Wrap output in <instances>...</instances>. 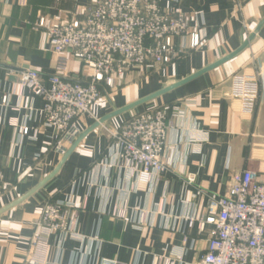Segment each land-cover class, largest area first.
<instances>
[{
    "label": "crops",
    "instance_id": "1",
    "mask_svg": "<svg viewBox=\"0 0 264 264\" xmlns=\"http://www.w3.org/2000/svg\"><path fill=\"white\" fill-rule=\"evenodd\" d=\"M94 1L27 0L22 6L20 0H0V264H23L35 221L46 203L57 200L78 207L76 231L85 240L53 235L52 264H195L207 250L209 233L189 227V220L206 212L212 194L227 193L233 174L250 169L264 179V0H163L202 29V45L191 49L188 37H177L183 51L177 61L129 73L94 106L93 116L59 133L45 123L43 99L23 89L19 75L27 69L43 78L56 74L49 37L36 27L40 17L67 21ZM252 35L226 63L91 130L48 179L98 121L229 56ZM64 56L65 75L83 79V64L69 50ZM256 71L261 96L254 113L246 114L232 97L231 77ZM144 106L163 108L172 123L163 156L167 171L155 179L131 177L110 135ZM21 127L29 129L27 135Z\"/></svg>",
    "mask_w": 264,
    "mask_h": 264
},
{
    "label": "built area",
    "instance_id": "2",
    "mask_svg": "<svg viewBox=\"0 0 264 264\" xmlns=\"http://www.w3.org/2000/svg\"><path fill=\"white\" fill-rule=\"evenodd\" d=\"M162 1L95 0L86 12L67 21L39 18L36 27L45 30L57 56L56 74L43 78L39 71L27 69L20 72L18 83L43 99L48 126L67 132L76 121L93 116L94 106L129 73L156 70L177 61L183 54L175 45L177 37H188L191 49L202 45V29L191 26L185 13L163 6ZM19 4L25 6L27 0ZM68 50L83 64V79L65 75L64 53ZM231 83L232 97L244 113L253 114L261 96V72L235 74ZM7 103L5 97L3 104ZM171 125L163 108L152 107L132 113L110 131L120 165L131 177L155 179L167 171L163 156ZM28 131L20 128L23 135ZM117 215L122 216L120 211ZM78 216V207L71 202L46 203L34 223L23 264H52L53 235L83 242L85 238L76 231ZM138 226H146L145 213ZM189 227L209 233L207 250L195 264H264V179L250 169L233 174L227 193L212 194L206 212L191 218Z\"/></svg>",
    "mask_w": 264,
    "mask_h": 264
},
{
    "label": "water",
    "instance_id": "3",
    "mask_svg": "<svg viewBox=\"0 0 264 264\" xmlns=\"http://www.w3.org/2000/svg\"><path fill=\"white\" fill-rule=\"evenodd\" d=\"M253 38H254V36L252 35V36L249 38V40L246 41V42H245V43H244V44H243V45H242L237 51H235L234 53L230 54L229 56H227V57L221 59L220 61H218V62H216V63H214V64H212V65L206 67L205 69H203V70H201V71H199V72H197V73L191 75L190 77H188V78H186V79H184V80H182V81H180V82H177V83H175V84H173V85H170V86H168V87H166V88H164V89H162V90H160V91H158V92H156V93H153V94H151V95H149V96H147V97H145V98H142V99H140V100H138V101H136V102H134V103H131V104H129V105H127V106H125V107H123V108H121V109H118V110L112 112L111 114L107 115L106 117H104V118L101 119L100 121H98L95 125H93L92 127H90L85 133H83V134H82V135H81V136L75 141V143L71 146V148H70V149L68 150V152L65 154V156H64V158L62 159V161H61V163L59 164V166H58V167L56 168V170H55V171H54V172L48 177V179L51 178V177H53L55 174L58 173V171L61 169V167L63 166V164L65 163V161H66V160L68 159V157L71 155V153L75 150V148L79 145V143L82 141V139H83V138H84V137H85V136H86L91 130H93L94 128H96V127H98V126H100V125H103L107 120H109V119H111V118H113V117H115V116H117V115H120V114H122V113H124V112H127V111H129V110H132V109H134V108H136V107H138L139 105H142V104H144V103H148V102H150V101H152V100H154V99H156V98H158V97H160V96H162V95H164V94L170 92L171 90H173V89H175V88H178V87L182 86L183 84H185V83H187V82H189V81L195 79L196 77H198V76H200V75H202V74H204V73H206V72H208V71H210V70H212V69H214V68H216V67H218V66H220V65H222V64H224V63H226L227 61H229V60H231L232 58H234L237 54H239L242 50H244V49L249 45L250 41L253 40ZM48 179H47V180H48ZM47 180H46V181H47ZM46 181H44V182L42 183V185H43ZM40 186H41V185H40ZM36 190H37V189L33 190L28 196H30V195H31L32 193H34ZM28 196L19 199L18 201H16L15 203H13L10 207H13V206L17 205L18 203H20L21 201H23L24 199H26Z\"/></svg>",
    "mask_w": 264,
    "mask_h": 264
},
{
    "label": "rangeland",
    "instance_id": "4",
    "mask_svg": "<svg viewBox=\"0 0 264 264\" xmlns=\"http://www.w3.org/2000/svg\"><path fill=\"white\" fill-rule=\"evenodd\" d=\"M148 107H149V106H144V108H143L142 110L149 109ZM140 109H141V108H140ZM139 111H140V110H139ZM134 112H138V111L133 110L132 113H134ZM132 113H131V114H132Z\"/></svg>",
    "mask_w": 264,
    "mask_h": 264
}]
</instances>
